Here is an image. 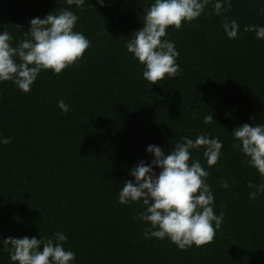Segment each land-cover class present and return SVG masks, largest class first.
Instances as JSON below:
<instances>
[{
  "label": "trees",
  "instance_id": "obj_1",
  "mask_svg": "<svg viewBox=\"0 0 264 264\" xmlns=\"http://www.w3.org/2000/svg\"><path fill=\"white\" fill-rule=\"evenodd\" d=\"M153 3L85 0L80 10L66 0H0V33L14 37L13 47L31 19L64 8L91 42L79 67L41 71L28 93L0 82V139H11L0 144V239L62 232L72 264H264V194L252 200L248 187L264 180L232 147L235 128L264 124V40L244 31L264 27V0H231L219 16L209 5L180 30L169 27L180 72L151 85L125 45ZM225 16L239 25L237 39L225 33ZM208 115L214 122L205 124ZM202 134L223 145L211 168L203 148L191 157L211 173L214 213H225L214 241L180 250L167 238H145L151 226L135 218L142 202H118L123 184L134 182L130 171L151 164L149 145L168 155L182 138ZM0 264H13L2 245Z\"/></svg>",
  "mask_w": 264,
  "mask_h": 264
},
{
  "label": "clouds",
  "instance_id": "obj_2",
  "mask_svg": "<svg viewBox=\"0 0 264 264\" xmlns=\"http://www.w3.org/2000/svg\"><path fill=\"white\" fill-rule=\"evenodd\" d=\"M104 2L97 0L101 5ZM66 4L83 10L85 0H66ZM209 5L218 16L231 10V0H154L145 10L142 29L134 32L125 46L144 66L143 78L148 83L160 84L179 75L180 66L176 63L179 53L174 43L165 39L167 29L180 30L185 22L191 23L205 14ZM77 21L78 16L67 8L55 14L50 12L44 18H33L16 47L12 46L14 37L8 31L0 33V82L11 81L28 93L41 71L59 75L69 67H79L91 42L74 30ZM222 27L229 39L238 38L239 25L235 19L225 16ZM244 31L255 32L258 39L264 40V27L246 26ZM58 107L65 114L69 111L63 99ZM212 122V115L204 117L205 124ZM232 137V147L242 153L245 163L264 180V124L245 123L233 130ZM182 140L168 155L160 147L149 145L147 152L154 157L151 164L140 161L130 171L134 182L128 180L123 184L118 202L122 205L142 202L144 211L135 218L150 224L144 231L145 238H167L180 250H187L212 243L225 216L224 212L214 213V195L206 182L211 173L199 160H192V150L203 148V156L211 168L219 162L223 145L218 138L203 134L195 140L187 137ZM10 143V138L0 139V144ZM154 167L160 169L158 174ZM220 187L227 189L229 185L221 182ZM248 187L254 189L249 194L252 200L264 194V183L254 185L249 181ZM66 241L67 237L58 231L46 239L8 237L0 239V245L10 254L13 264H72L76 256L65 250Z\"/></svg>",
  "mask_w": 264,
  "mask_h": 264
}]
</instances>
